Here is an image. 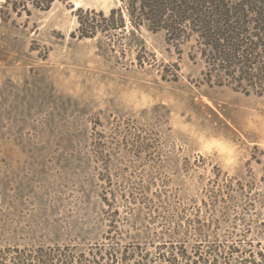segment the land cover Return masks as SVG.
I'll list each match as a JSON object with an SVG mask.
<instances>
[{
  "label": "rangeland",
  "instance_id": "obj_1",
  "mask_svg": "<svg viewBox=\"0 0 264 264\" xmlns=\"http://www.w3.org/2000/svg\"><path fill=\"white\" fill-rule=\"evenodd\" d=\"M121 4L54 0L49 9L29 5V14L9 9L0 18V246L88 249L111 242L117 219L120 243L132 247L136 229L164 223L147 221L148 204L167 211L168 203L197 202L220 170L232 190L203 214L225 216L209 231L230 242L245 234L257 250L264 244L260 88L207 81L194 40L170 43L164 31L126 23L79 37L77 8L108 14Z\"/></svg>",
  "mask_w": 264,
  "mask_h": 264
},
{
  "label": "trees",
  "instance_id": "obj_2",
  "mask_svg": "<svg viewBox=\"0 0 264 264\" xmlns=\"http://www.w3.org/2000/svg\"><path fill=\"white\" fill-rule=\"evenodd\" d=\"M121 1L108 14L77 8L79 37H92L98 31L109 32L128 23L135 30L164 31L170 43L194 40L205 60L207 81L233 88H260L258 94L264 96V0ZM53 2L0 0V18L6 21L9 9L29 14V5L46 10ZM230 190L231 178L218 170L208 180L199 202L168 203L167 211L151 202L148 205L154 208L147 221L153 224L162 218L164 223L160 230L150 231L148 224L136 229L131 237L138 240H132V247L122 246L117 219H113V233L106 237L111 244L95 243L88 249L59 243L0 246V264H264V244L254 250L245 234L230 242L216 230L209 231L224 222L225 216L208 218L203 214L217 210ZM103 197L107 199L106 192ZM108 205V215L116 217L115 206ZM189 237L195 240L190 247Z\"/></svg>",
  "mask_w": 264,
  "mask_h": 264
}]
</instances>
